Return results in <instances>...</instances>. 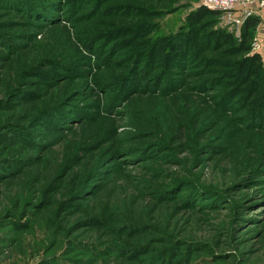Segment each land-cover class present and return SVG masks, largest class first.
I'll list each match as a JSON object with an SVG mask.
<instances>
[{
  "label": "rangeland",
  "instance_id": "374dc122",
  "mask_svg": "<svg viewBox=\"0 0 264 264\" xmlns=\"http://www.w3.org/2000/svg\"><path fill=\"white\" fill-rule=\"evenodd\" d=\"M55 2L0 0V264H264V0Z\"/></svg>",
  "mask_w": 264,
  "mask_h": 264
},
{
  "label": "built area",
  "instance_id": "2783aa9c",
  "mask_svg": "<svg viewBox=\"0 0 264 264\" xmlns=\"http://www.w3.org/2000/svg\"><path fill=\"white\" fill-rule=\"evenodd\" d=\"M254 0H202V5L206 8L217 11L235 12L246 10Z\"/></svg>",
  "mask_w": 264,
  "mask_h": 264
},
{
  "label": "trees",
  "instance_id": "16d2710c",
  "mask_svg": "<svg viewBox=\"0 0 264 264\" xmlns=\"http://www.w3.org/2000/svg\"><path fill=\"white\" fill-rule=\"evenodd\" d=\"M33 1L37 2V4L40 5V8L42 10H44L45 8H47V9H53L55 7V3H56L55 0H33ZM41 9H35L36 12L34 14L35 15H40L41 17H43L42 16L43 13L41 14V12H40ZM207 14H208V12L206 11V9H203L202 8L196 14H194L193 17H194V19H197V18L204 17ZM256 25H257L256 20L250 18V19H248L246 21L245 28H246V30H249V29L254 28Z\"/></svg>",
  "mask_w": 264,
  "mask_h": 264
}]
</instances>
